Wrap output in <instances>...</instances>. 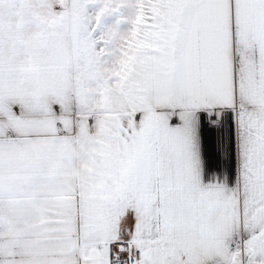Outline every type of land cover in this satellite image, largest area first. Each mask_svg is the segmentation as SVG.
<instances>
[{
	"label": "snow or ice",
	"instance_id": "1",
	"mask_svg": "<svg viewBox=\"0 0 264 264\" xmlns=\"http://www.w3.org/2000/svg\"><path fill=\"white\" fill-rule=\"evenodd\" d=\"M0 264H264V0H0Z\"/></svg>",
	"mask_w": 264,
	"mask_h": 264
}]
</instances>
